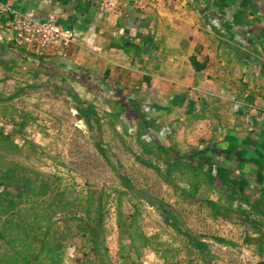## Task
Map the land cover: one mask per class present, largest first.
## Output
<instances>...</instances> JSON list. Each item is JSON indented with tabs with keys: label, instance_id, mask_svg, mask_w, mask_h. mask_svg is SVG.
Returning a JSON list of instances; mask_svg holds the SVG:
<instances>
[{
	"label": "rangeland",
	"instance_id": "rangeland-1",
	"mask_svg": "<svg viewBox=\"0 0 264 264\" xmlns=\"http://www.w3.org/2000/svg\"><path fill=\"white\" fill-rule=\"evenodd\" d=\"M83 88L0 77V195L16 205L0 219V264L40 250L31 264H264L262 223L211 178L212 159L165 138L128 93Z\"/></svg>",
	"mask_w": 264,
	"mask_h": 264
},
{
	"label": "crops",
	"instance_id": "crops-1",
	"mask_svg": "<svg viewBox=\"0 0 264 264\" xmlns=\"http://www.w3.org/2000/svg\"><path fill=\"white\" fill-rule=\"evenodd\" d=\"M144 1L152 7L110 16L84 0H0V77L128 93L165 138L189 142L237 183L264 233V0ZM5 7L34 20L54 14L80 41L34 56Z\"/></svg>",
	"mask_w": 264,
	"mask_h": 264
},
{
	"label": "built area",
	"instance_id": "built-area-1",
	"mask_svg": "<svg viewBox=\"0 0 264 264\" xmlns=\"http://www.w3.org/2000/svg\"><path fill=\"white\" fill-rule=\"evenodd\" d=\"M84 1L95 2L101 13L110 16L117 14L129 5L138 10H144L153 5V2L144 0H134L131 3L126 0ZM3 13L10 18V28L18 44L34 56L42 57L50 53L63 54L80 41L78 33L61 27L54 14H48L41 20H34L16 12L13 8L5 7Z\"/></svg>",
	"mask_w": 264,
	"mask_h": 264
},
{
	"label": "trees",
	"instance_id": "trees-1",
	"mask_svg": "<svg viewBox=\"0 0 264 264\" xmlns=\"http://www.w3.org/2000/svg\"><path fill=\"white\" fill-rule=\"evenodd\" d=\"M74 101L77 103V105H81L82 103L74 98ZM87 109V112L90 113V112H95L94 108L92 109L91 107H86ZM195 155V154H194ZM196 156V155H195ZM212 169H213V166H212ZM211 169V171H212ZM215 177H218L224 185H231V186H237V183L234 182V181H230L228 180L226 177H225V174H224V171L220 168H217L215 167L214 170H213V173L211 175V178H215ZM211 179V180H212ZM18 185H20L19 187V190H21L20 192L23 193L22 191L24 190V188H27V184L21 180V182L18 183ZM25 191V190H24ZM3 196L4 195H0V219L3 218L4 216H6L8 214V210L12 211L16 205L13 203V201L11 200L10 202H8L7 204H5V202H3ZM157 209L162 213V215H164L166 218L167 216H169V214L171 213V210H169V208L167 206H157ZM170 212V213H169ZM19 229H20V235L21 237L19 238H16V239H19L21 240L22 243H26V238L25 237H28V235L30 236V231L32 232L33 228L31 225H24L22 224L21 226H19ZM87 230L91 233V235H93V229L90 228L89 226H87ZM4 232H0V237L3 238V235ZM32 235V234H31ZM25 236V237H24ZM188 240L190 241V243L197 249L199 250L200 252L202 253H206L207 252V246L202 243L201 241L197 240L196 238H194L193 236L191 235H188L187 236ZM45 240V239H44ZM44 240L41 241L42 244H44ZM27 246V245H26ZM42 249V248H40ZM42 253V250H40V254L37 253L36 255H31L29 258H26L25 260V263L26 264H31V262L34 260V259H37Z\"/></svg>",
	"mask_w": 264,
	"mask_h": 264
}]
</instances>
